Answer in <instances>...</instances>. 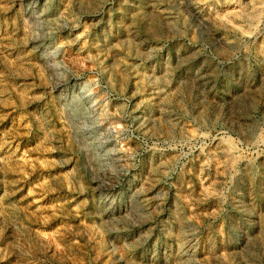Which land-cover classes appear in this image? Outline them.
<instances>
[{"label":"rangeland","instance_id":"374dc122","mask_svg":"<svg viewBox=\"0 0 264 264\" xmlns=\"http://www.w3.org/2000/svg\"><path fill=\"white\" fill-rule=\"evenodd\" d=\"M0 264H264V0H0Z\"/></svg>","mask_w":264,"mask_h":264}]
</instances>
